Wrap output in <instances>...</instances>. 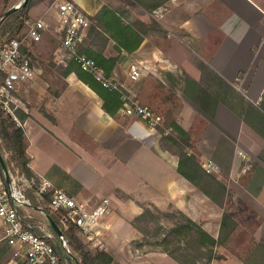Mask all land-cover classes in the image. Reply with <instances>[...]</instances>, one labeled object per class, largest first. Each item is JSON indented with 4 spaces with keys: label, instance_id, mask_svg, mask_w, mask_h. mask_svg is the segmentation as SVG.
<instances>
[{
    "label": "crops",
    "instance_id": "1",
    "mask_svg": "<svg viewBox=\"0 0 264 264\" xmlns=\"http://www.w3.org/2000/svg\"><path fill=\"white\" fill-rule=\"evenodd\" d=\"M23 1L0 0V15ZM60 1L65 0H37L30 9V19L49 23L42 46L52 44L49 39L58 31ZM68 1L89 16L106 5L105 0ZM192 8L179 26L198 38L199 50L172 32L165 46L146 37L129 57L131 65L141 67L139 79H121L164 122L168 116L190 133L191 146L185 151L201 163H219L216 174L227 188L224 205H235L239 226L251 225L264 251V0H194ZM40 42L31 45L35 68L48 56L38 53ZM54 58L67 65L63 58ZM122 65H116L115 74ZM40 67L37 77L19 91L23 116L17 121L25 130L32 173L39 183L49 182L52 189H63L90 206L105 197L112 201L110 213L84 239L113 251L119 264H180L161 250L133 252L142 237L133 221L144 204L202 218L206 230L219 236L224 206L211 214V205L217 204L179 171L180 156L166 144L159 127L152 129L121 108L115 114L106 111L103 99L76 70L54 71L59 83H50L47 76L55 80L53 70ZM52 189H28L30 202L22 211L32 215L37 233L55 238L59 234L43 210ZM4 236L0 219V264L10 263L16 249Z\"/></svg>",
    "mask_w": 264,
    "mask_h": 264
},
{
    "label": "built area",
    "instance_id": "2",
    "mask_svg": "<svg viewBox=\"0 0 264 264\" xmlns=\"http://www.w3.org/2000/svg\"><path fill=\"white\" fill-rule=\"evenodd\" d=\"M57 7L60 19L57 29L61 34V46L68 56L83 70L93 73L103 86L121 92L125 102L121 108L123 114L139 116L152 129L164 125L161 114L142 103L116 76L108 74L103 66L80 51L91 24L89 15L68 0L60 1ZM48 26L49 23L44 18L27 19L26 28L20 37L11 38L0 52V105L5 114L18 121L17 109L21 107L20 86L37 77L30 45L42 41ZM27 45L28 50L23 51ZM140 74L141 67L133 64L129 74L131 79L138 80ZM172 130L171 127L167 128L164 133L170 134ZM202 167L207 172L220 168L218 162L211 159L204 161ZM10 177L11 183L8 185L0 171V219L5 225V239L11 246L16 247L10 263L5 264H69L60 257L55 246L47 238L24 223L19 211L21 206L30 202L28 189L38 185L39 192L45 193L52 189V184L38 183L36 177H27L19 171L10 172ZM111 202L109 197H105L98 204L90 206L63 189H52L49 206L53 212L61 214L63 226L74 224L91 237L93 227L112 210ZM60 238L62 244L66 245L64 236Z\"/></svg>",
    "mask_w": 264,
    "mask_h": 264
},
{
    "label": "trees",
    "instance_id": "3",
    "mask_svg": "<svg viewBox=\"0 0 264 264\" xmlns=\"http://www.w3.org/2000/svg\"><path fill=\"white\" fill-rule=\"evenodd\" d=\"M137 1V0H136ZM140 1V0H138ZM166 0H152L153 7L161 5ZM37 0H30L27 5H19L14 12L4 18V22H0V52L11 38L20 37L22 30L26 28V20L30 18V9ZM4 13L0 15V20ZM92 25L89 31V38L86 44H82L80 51L87 56L93 58L99 65L103 66L108 74L114 72L117 64H119V55H109L106 53V45L114 40L115 48L119 52H127L130 55L142 43L145 36L140 33L135 27L125 22L124 18L112 7L105 5L100 12L95 16H89ZM30 45V44H29ZM84 45V46H83ZM31 46V45H30ZM29 46L23 48L27 51ZM76 70L80 78L89 84L103 99L104 108L111 114H115L125 104L121 94L115 90L102 85V83L94 76L93 73L83 70L81 66L72 60L67 66V72ZM172 126L178 134L181 133L183 142L191 146L189 133L183 129L178 123L173 122ZM163 131V129H160ZM180 136V135H179ZM168 139L175 140L173 134L166 136ZM0 151L5 158L7 167L10 172L19 171L27 177H35L29 167V157L27 155V141L24 128L16 119L5 114V111L0 105ZM180 156L179 171L189 179L198 190L210 197L217 205L223 207L225 203L227 188L226 185L214 173L206 172L201 167V162L198 157L183 149L177 150ZM0 171L5 178V173L0 163ZM37 179V178H36ZM39 183V180L37 179ZM31 189H38L35 185ZM49 199V195H47ZM28 204L24 205L27 206ZM21 206L19 211L26 225L32 227V215L22 211ZM45 218L48 222H55L61 227L66 245H63L59 235L55 234V238L50 235L40 234L47 238L56 248L60 257L69 264H116L115 254L111 250L95 248L88 240L83 238V231L74 224L67 226L62 225L61 214L53 212L50 206L44 204ZM159 210L158 208H156ZM149 214L151 210L146 208ZM29 215V216H28ZM143 214L137 216L133 223H137ZM187 221L193 227H196L195 221L191 217H187ZM232 224V230L237 226V222L228 212H224L221 217L220 234L218 237L212 235L203 227H197L196 234L192 241L187 244V248L182 255L183 259L174 251H166L173 258L182 264H199L198 260H206V264L217 257L215 254V245L221 236L227 231L228 225ZM139 227V225H138ZM140 228V227H139ZM190 229V227H188ZM36 232V231H35ZM198 259V260H197Z\"/></svg>",
    "mask_w": 264,
    "mask_h": 264
},
{
    "label": "rangeland",
    "instance_id": "4",
    "mask_svg": "<svg viewBox=\"0 0 264 264\" xmlns=\"http://www.w3.org/2000/svg\"><path fill=\"white\" fill-rule=\"evenodd\" d=\"M105 1L106 5L112 7L122 15L125 22L135 27L140 33L145 36V38H149L150 41H153V43L165 46L167 36L170 34L169 32H172L180 40L185 39L187 42L190 41L191 48L199 50V46L197 45V42H195L199 41L198 38H195L187 30L179 26L180 22L184 18L192 14V5L194 0H166L161 5L155 8H152V0ZM0 22L3 23L4 19H1ZM92 24L93 23L91 21L90 27L87 30L82 44H86L89 38V31ZM24 30L25 28L22 30V32H24ZM52 36L53 37L49 39V41L51 40L52 44H48L47 47L44 45L42 46V42H40V45L38 44V53L40 54L42 52V55H44V52L48 53V56L46 55L47 57H44L39 61V66L45 69L47 68L53 70L52 78H55L56 74H64L67 72V66L73 59L68 56L65 50H62V47H60L61 34L57 31V33L53 34ZM114 43V40H112L109 44L106 45V53L109 55H119V64L121 65L123 64L124 60H127V63L118 67V74H115L114 72L111 74L116 76L122 84L127 86L124 80L121 78H124L126 75L128 76L130 74V69L133 65L130 64L131 58L129 57H131V55L128 56L127 54H125V52H119V50L115 48ZM54 56L57 58H63V62L67 65L65 66L61 63H58L55 60L56 58H54ZM39 66H37L38 68L36 69H39ZM54 71L56 72V74H54ZM47 79L50 80V83H59V78H55V80H52L47 76ZM183 79L186 80V77L183 76ZM27 83L29 82L23 84ZM118 92L121 94L120 91ZM121 96L123 99L122 94ZM19 97L21 99L20 105L22 107L24 98L21 97L20 92ZM21 107L17 109L18 117L23 116V110L21 109ZM165 117H167L166 122H164V125L159 127V130L163 129V131H159L160 135H162L166 139V144L170 147H173V149H175L176 151L180 149L185 150L186 146H188L183 142V138L185 137H183L181 133L178 134V131H175L172 126V121L168 118V116ZM180 126L184 129L182 125ZM170 127L173 128L171 133L175 137V140L168 139L166 137L168 134L164 133L166 132V129ZM196 127L197 129H202L201 125H196ZM199 133L201 134V130H197V134ZM181 136L183 138L180 139L179 137ZM220 169L221 167L219 168V170ZM219 170L209 173H214L215 175H217L216 172H218ZM143 206L144 210L142 214L144 213V215L141 216L140 219H137V223H133L134 226L138 228L142 233L141 240L134 244L135 251L133 252L135 254L140 255V253H143L145 250H161L164 252L171 250L177 253L180 256V259H183L184 257H182V255L187 248V244L192 241L193 236L196 234L197 227H203L204 229H206V224L202 218L194 220L196 223V227H193L191 224H189L187 221L188 216L180 209L170 207L168 209L162 210L161 208L153 204H144ZM146 208H149L151 210L150 214L145 211ZM156 208H158L159 210H157ZM199 209L200 207H198L197 210ZM201 209L200 212L204 211ZM210 209L212 215L220 212L219 205H211ZM224 212H228L232 217H234L235 221L237 222V226L234 228V230H232V224L228 225L226 230L227 232L224 233V235L221 236L218 240V243L215 245V254L217 257L214 259L215 261L213 260L214 264H255L258 263V261L256 260H259V263L263 261L264 251H261V246H258V237L252 234L253 228L251 227V225H249L248 228H243V225L239 226V222L235 218L234 204L224 205ZM219 223L221 224V220H219ZM138 225L140 228L138 227ZM188 227H190V229ZM198 263L206 264V260L200 259L198 260ZM116 264H119V262L116 261Z\"/></svg>",
    "mask_w": 264,
    "mask_h": 264
},
{
    "label": "water",
    "instance_id": "5",
    "mask_svg": "<svg viewBox=\"0 0 264 264\" xmlns=\"http://www.w3.org/2000/svg\"><path fill=\"white\" fill-rule=\"evenodd\" d=\"M29 1H30V0H24V1L21 3V5H27V4L29 3ZM17 8H19V7H12V8H10V9H8V10L4 13V16H3L2 19L6 18L8 15H10L12 12H14ZM0 163H1L2 169H3L4 173H5V180H6V183H7L8 185H10V183H11L10 171H9V169H8V167H7V163H6V161H5L4 156L2 155L1 151H0ZM52 224H53V226H54L55 231L59 234V236H63V232H62V230L60 229V227H59L55 222H53V221H52Z\"/></svg>",
    "mask_w": 264,
    "mask_h": 264
}]
</instances>
